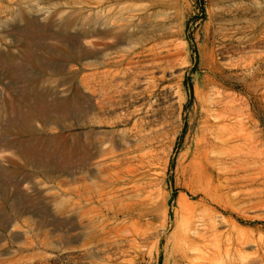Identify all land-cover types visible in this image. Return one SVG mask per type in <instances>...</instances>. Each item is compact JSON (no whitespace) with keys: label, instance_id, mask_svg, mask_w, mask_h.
Instances as JSON below:
<instances>
[{"label":"rangeland","instance_id":"rangeland-1","mask_svg":"<svg viewBox=\"0 0 264 264\" xmlns=\"http://www.w3.org/2000/svg\"><path fill=\"white\" fill-rule=\"evenodd\" d=\"M0 264H264V0H0Z\"/></svg>","mask_w":264,"mask_h":264},{"label":"bare ground","instance_id":"bare-ground-1","mask_svg":"<svg viewBox=\"0 0 264 264\" xmlns=\"http://www.w3.org/2000/svg\"><path fill=\"white\" fill-rule=\"evenodd\" d=\"M116 1V0H115ZM121 2V1H120ZM119 2V3H120ZM107 3H108V1H107ZM115 3H117V2H115ZM118 3V4H119ZM112 5V4H111ZM116 18V17H115ZM121 27H123L122 25H121ZM125 27V26H124ZM117 33V32H116ZM121 33H122V31H121ZM106 34H109V32L107 31L106 32ZM123 34V33H122ZM113 36L116 38V39H119V38H121L120 37V35L119 34H113ZM122 36V35H121ZM124 39V38H123ZM108 45H110V44H108ZM111 46V45H110ZM169 51H170V49H169ZM166 62V61H165ZM91 65H95V62H93V61H90V62H88V66H91ZM109 73V72H108ZM107 73V74H108ZM107 74H106V72H101L99 75L97 74V75H95V73H92V77H91V79L92 80H94V79H96L97 77H98V79L99 78H101V80L102 79H105L106 77H107ZM110 74V73H109ZM108 74V75H109ZM110 76H111V74H110ZM96 82V81H95ZM108 83V82H107ZM96 86V84L95 83H92V84H90L88 87H89V93L90 94H95L96 93V91L98 92H100L101 91V89H103V88H105V87H101L100 85H99V87L97 88V87H95ZM104 86V85H103ZM107 87V86H106ZM110 88V87H109ZM106 89V88H105ZM108 89V88H107ZM106 89V90H107ZM102 92V91H101ZM104 92H106V91H104ZM107 92H109L108 90H107ZM112 92V91H111ZM110 94V93H109ZM106 97V96H105ZM104 97V98H105ZM108 97V96H107ZM110 97H111V94H110ZM109 97V98H110ZM102 103V102H101ZM108 153H110V152H108ZM65 161V160H64ZM76 196H77V198L75 199V200H73V209H76V207H78V205H80V213H79V216H80V218L81 219H83V218H85L86 220V225L87 226H90V221H91V218H88V215L91 213V212H93V211H96V210H101V209H103L104 208V206H106V204L110 201V199L107 197V194H89V195H91V196H96L97 197V205H95V206H90L89 205V203H87V204H85V205H81V203H82V201H81V199H80V197L81 196H84V194H75ZM105 195V196H104ZM113 195V194H112ZM116 195V194H115ZM114 195V196H115ZM86 196V195H85ZM88 200H89V198L88 197H86ZM115 199H117L116 197H114ZM86 199V200H87ZM91 199H93V198H91ZM113 199V198H112ZM113 202H115V200H113ZM117 202V201H116ZM91 203H93V202H91ZM94 204V203H93ZM99 210V211H100ZM99 211H97L98 213H99ZM100 212H102V211H100ZM96 217H97V214H96ZM93 218H94V216H93ZM84 222V221H83ZM93 223V222H92ZM93 229V228H92ZM98 231V230H97ZM107 232V231H106ZM99 234V233H98ZM188 235V234H187ZM187 237H189V236H187Z\"/></svg>","mask_w":264,"mask_h":264},{"label":"crops","instance_id":"crops-1","mask_svg":"<svg viewBox=\"0 0 264 264\" xmlns=\"http://www.w3.org/2000/svg\"><path fill=\"white\" fill-rule=\"evenodd\" d=\"M21 145L24 146L25 149H27L26 154H27V157H28L30 160L33 159V156L36 157V154H35V153L32 154L33 150L28 149V148H29V147H28V144L26 145V144L23 142ZM28 151H30V152H28ZM38 159L41 160V161H39V162H35V163L38 164L39 167H40V166H44L45 164L42 163V159H43V158L39 157Z\"/></svg>","mask_w":264,"mask_h":264}]
</instances>
